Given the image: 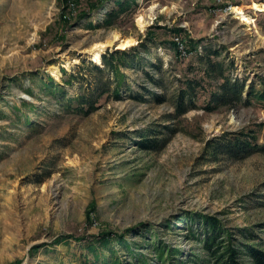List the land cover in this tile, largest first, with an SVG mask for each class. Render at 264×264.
<instances>
[{
  "label": "rangeland",
  "instance_id": "obj_1",
  "mask_svg": "<svg viewBox=\"0 0 264 264\" xmlns=\"http://www.w3.org/2000/svg\"><path fill=\"white\" fill-rule=\"evenodd\" d=\"M129 1L106 25L117 0H0V264H100L111 252L89 244L104 231L132 246L151 237L178 251L173 261L204 264L205 215L224 237L264 243V10L252 8L264 0ZM113 31L137 43L109 47L98 63L88 48ZM207 46L246 79L245 98L255 90L246 102L204 107L220 84L198 61ZM116 51L121 80L104 63ZM188 78L204 89L178 105ZM56 83L62 92L44 89ZM86 91L97 100L89 111L66 104ZM237 132L255 135L249 148L227 147ZM146 138L156 146L144 148Z\"/></svg>",
  "mask_w": 264,
  "mask_h": 264
},
{
  "label": "trees",
  "instance_id": "obj_2",
  "mask_svg": "<svg viewBox=\"0 0 264 264\" xmlns=\"http://www.w3.org/2000/svg\"><path fill=\"white\" fill-rule=\"evenodd\" d=\"M117 4L119 5L118 9H112V11L108 12L105 21L106 25H111L114 22L113 18L118 13L127 12V10L132 7L129 0H117ZM172 42L175 47V41ZM194 47L197 48L195 44ZM220 54L221 53L218 48L214 49L211 46H207L205 48V52L198 57V61L202 62L206 68L204 71L206 76L212 80L220 82L218 90L211 95L209 102L204 105V107L208 110H215L221 105L234 106L238 103L246 102L250 95L256 93L255 90L251 89L248 93V97H244L246 79L243 80L237 77H231L229 72L230 64H226L225 61L219 60L217 57H219ZM118 55V51L105 54L104 63L105 68L110 69L117 80H121L123 73L120 70L119 64L115 62V59L119 57ZM94 68L99 71L104 70L98 66H95ZM65 73L67 81H71L70 78L78 77L72 72ZM101 85V92L103 93L107 90V87H105L104 84H101L99 79V83L96 84V87L100 89ZM185 86L186 89L182 90L178 97V105L185 97H189L190 101L195 103L194 99L197 97L198 89H204V85L194 78H188L185 81ZM63 88L64 87L58 83H56V85L50 84L44 87L47 92L52 94H56L60 91L62 92ZM260 96L264 98V91L260 93ZM61 100H65V94L62 95ZM96 101L97 100L94 99V93L86 91L78 92L77 94L69 97V99H66V104L69 106L71 102H74L81 111L86 112V110L89 111L95 106ZM85 107L87 108L85 109ZM243 136V132L235 133L233 135V139L230 140V142H227V145L229 144L227 147L242 149L249 148L251 146V141L255 138V135L250 134V137L247 139ZM146 139L147 140L144 142H141L144 148H153L156 146L155 143L152 142V139ZM203 220L205 221L204 231L206 234H204L205 238L201 240V247L207 251V262L204 264H264V243L260 242L257 244H249L244 241H238L237 239L234 241L232 240L233 235L230 232L224 237V231L220 225V221L213 217H207L206 215L203 217ZM191 229L192 226L189 228V233L192 232ZM250 233L251 230L247 229L244 230L242 234L247 237ZM150 238L151 237L144 241V243H137L135 246H132L131 242L125 240L124 234L118 236L113 234L111 231H104L95 236V240H93L92 243L90 242L89 247H91L92 250H95L94 252L98 256L99 254L97 253L95 246L97 243L108 247V252H111L112 256L105 258L100 264H159L158 261L163 263L167 260L171 264L180 263L179 259L173 261V258H175L174 256L178 253V251H175L174 248H170L169 245L157 244L155 240L153 241ZM114 240L120 242V244L125 247L130 256H132V260L126 259V257L122 258L120 255L119 257L116 256L115 247L111 245ZM94 242H96V244ZM140 245L148 247V252L137 250ZM193 260H195V257H190V262Z\"/></svg>",
  "mask_w": 264,
  "mask_h": 264
},
{
  "label": "bare ground",
  "instance_id": "obj_3",
  "mask_svg": "<svg viewBox=\"0 0 264 264\" xmlns=\"http://www.w3.org/2000/svg\"><path fill=\"white\" fill-rule=\"evenodd\" d=\"M252 8L256 11L258 10H264V2H255L252 5ZM232 13L234 16L241 18L243 23L252 24L254 21L253 16H251L249 13H247L244 10V7L241 6H233ZM137 24L140 27V29H144L148 24L150 23V16H147L145 14L139 15L137 18ZM105 40L99 41L95 44H93L90 48H88V51L93 56L94 60L98 63L101 59V54L108 49L109 47L116 46L117 48L121 49H128V47H131L132 45L136 44V38L133 36H122L118 33V31H113L110 33ZM69 59V58H68ZM71 61H67L66 63L70 65ZM51 72L57 77L58 70L57 67H51Z\"/></svg>",
  "mask_w": 264,
  "mask_h": 264
},
{
  "label": "built area",
  "instance_id": "obj_4",
  "mask_svg": "<svg viewBox=\"0 0 264 264\" xmlns=\"http://www.w3.org/2000/svg\"><path fill=\"white\" fill-rule=\"evenodd\" d=\"M218 1H220V0H218Z\"/></svg>",
  "mask_w": 264,
  "mask_h": 264
}]
</instances>
